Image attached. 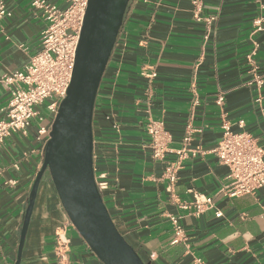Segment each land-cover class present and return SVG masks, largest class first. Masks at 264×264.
I'll return each mask as SVG.
<instances>
[{
    "label": "crops",
    "instance_id": "0c3cea01",
    "mask_svg": "<svg viewBox=\"0 0 264 264\" xmlns=\"http://www.w3.org/2000/svg\"><path fill=\"white\" fill-rule=\"evenodd\" d=\"M29 1L6 0L11 16L3 20L0 77L24 70L39 49L46 23ZM192 1L130 0L95 100L94 176H105L101 196L118 231L152 264H264V187L223 196L228 170L209 153L223 122L264 148V85L259 93L248 85L253 66L264 79V29L253 31V20L264 16V0H202L199 19ZM9 98L8 87L0 85V120ZM149 120L162 121L170 135L166 161L177 160L188 127V148L204 153L182 161L173 195L166 191L163 164L151 158ZM36 129L33 121L26 136L11 134L0 148V264L16 260L27 196L43 160ZM193 194L211 197L213 209L198 217L179 209ZM170 216L179 218L184 232L176 244ZM60 233L66 264H101L45 178L20 264H57Z\"/></svg>",
    "mask_w": 264,
    "mask_h": 264
},
{
    "label": "built area",
    "instance_id": "2783aa9c",
    "mask_svg": "<svg viewBox=\"0 0 264 264\" xmlns=\"http://www.w3.org/2000/svg\"><path fill=\"white\" fill-rule=\"evenodd\" d=\"M62 8L47 0H30L31 8L39 12L46 25L40 34L38 51L30 57L22 71H13L0 77V85L8 87L10 98L5 107L4 118L0 120V148L11 134L26 136L34 121L37 124L36 142L41 144L42 153L49 138L51 124L57 114L60 102L65 98L70 83L75 53L82 27L88 0H61ZM193 12L196 19L202 8V0H193ZM264 12V6H260ZM11 16L6 8V0H0V37L3 34V20ZM264 29V16L253 20V31ZM252 79L248 85L259 93L264 85L263 76L252 68ZM149 78L155 77L152 73ZM260 99L258 98L257 101ZM223 95L217 97L216 103L221 105ZM241 124V123H240ZM221 137L216 147L209 151L218 162L227 168L228 184L219 190L227 198L252 195L264 187V148L257 144L249 133L231 130L227 122L221 124ZM149 138V150L154 161L163 164L162 178L166 181V191L173 195L177 183V172L183 160L195 157L200 150L188 148L192 130L186 129L182 138V148L176 151L177 160L166 161L170 152L168 145L170 135L165 131L162 121L149 120L146 125ZM95 184L100 194L107 189L103 174L95 177ZM178 208L200 216L213 209L211 197L193 194L192 202H179ZM220 212H215L219 218ZM174 228L172 244L184 240V232L178 217L170 216ZM66 239L64 234L56 236L55 256L57 264H66Z\"/></svg>",
    "mask_w": 264,
    "mask_h": 264
},
{
    "label": "water",
    "instance_id": "95a60500",
    "mask_svg": "<svg viewBox=\"0 0 264 264\" xmlns=\"http://www.w3.org/2000/svg\"><path fill=\"white\" fill-rule=\"evenodd\" d=\"M130 0H88L70 83L29 190L19 234L20 264L37 195L47 178L71 227L101 264H152L113 223L93 170L92 120L96 96Z\"/></svg>",
    "mask_w": 264,
    "mask_h": 264
},
{
    "label": "rangeland",
    "instance_id": "374dc122",
    "mask_svg": "<svg viewBox=\"0 0 264 264\" xmlns=\"http://www.w3.org/2000/svg\"><path fill=\"white\" fill-rule=\"evenodd\" d=\"M33 133H34V138H35V140H36V139H37V132L34 131Z\"/></svg>",
    "mask_w": 264,
    "mask_h": 264
},
{
    "label": "trees",
    "instance_id": "16d2710c",
    "mask_svg": "<svg viewBox=\"0 0 264 264\" xmlns=\"http://www.w3.org/2000/svg\"><path fill=\"white\" fill-rule=\"evenodd\" d=\"M127 11V10H126Z\"/></svg>",
    "mask_w": 264,
    "mask_h": 264
}]
</instances>
